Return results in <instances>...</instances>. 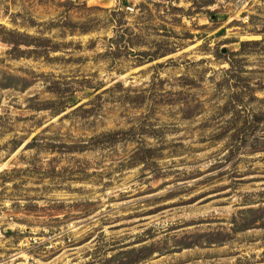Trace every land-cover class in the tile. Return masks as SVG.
<instances>
[{
	"label": "rangeland",
	"instance_id": "rangeland-1",
	"mask_svg": "<svg viewBox=\"0 0 264 264\" xmlns=\"http://www.w3.org/2000/svg\"><path fill=\"white\" fill-rule=\"evenodd\" d=\"M0 264H264V0H0Z\"/></svg>",
	"mask_w": 264,
	"mask_h": 264
},
{
	"label": "trees",
	"instance_id": "trees-1",
	"mask_svg": "<svg viewBox=\"0 0 264 264\" xmlns=\"http://www.w3.org/2000/svg\"><path fill=\"white\" fill-rule=\"evenodd\" d=\"M245 42H242V44H244Z\"/></svg>",
	"mask_w": 264,
	"mask_h": 264
}]
</instances>
